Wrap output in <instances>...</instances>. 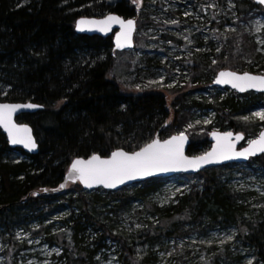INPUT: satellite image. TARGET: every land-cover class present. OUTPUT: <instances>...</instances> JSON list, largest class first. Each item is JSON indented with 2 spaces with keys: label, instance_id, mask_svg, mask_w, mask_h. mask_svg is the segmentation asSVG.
I'll return each instance as SVG.
<instances>
[{
  "label": "trees",
  "instance_id": "16d2710c",
  "mask_svg": "<svg viewBox=\"0 0 264 264\" xmlns=\"http://www.w3.org/2000/svg\"><path fill=\"white\" fill-rule=\"evenodd\" d=\"M237 6L243 15L256 8L248 0H239ZM109 13L123 18L135 14L125 1L110 5L101 0H0V102H30L41 106L35 113L16 119L17 123L31 127L38 144L36 155L9 147L0 131V231L7 234V243L12 244L13 228L37 220L39 232L46 231L43 220L69 207L72 219L69 231L61 234V238H49L61 248V258L66 264H91L94 249L90 250L89 246L92 245L87 242L84 247L80 243L85 228L90 225L99 230L94 232L99 234L98 243L109 238L119 244L123 253L121 264H149L147 256H135L136 246L151 247V240L159 236L183 235V231L168 226L159 232L135 231L131 238L111 231L109 219L103 217L101 221L102 215L95 211L108 205L111 196L126 197L125 192L140 186L141 190H132L138 197L167 178L148 179L116 192L84 191L75 184L65 194L34 195L41 189L57 187L76 158L93 154L108 157L117 149L134 152L161 135L176 134L187 120L188 111L196 105L188 104L184 95L176 97L171 104L173 116L169 124L170 113L164 96L125 92L110 77L115 62L111 37L87 36L74 30V23L80 17L100 18ZM216 68L237 69L228 61L219 62ZM237 97L243 101L230 98L218 105L225 120L250 111L256 98L262 95L252 97L245 93ZM228 124L236 131L242 130L238 122L230 119ZM193 136L192 133L190 137ZM194 141L187 149L188 155L198 150L197 140ZM207 144L204 137L199 146ZM15 151L23 153L25 159L10 160V154ZM251 160L264 165V155ZM219 168L195 174L204 179L202 191L181 198L175 215L169 214L166 221L175 226L183 215L195 219L202 210L210 214L211 220H227L236 224L237 239L252 252L253 264H264V210L243 213L236 204L237 196L221 185ZM99 191L104 195L100 196ZM69 194H75L76 198H66ZM76 208L79 213L74 215Z\"/></svg>",
  "mask_w": 264,
  "mask_h": 264
},
{
  "label": "rangeland",
  "instance_id": "374dc122",
  "mask_svg": "<svg viewBox=\"0 0 264 264\" xmlns=\"http://www.w3.org/2000/svg\"><path fill=\"white\" fill-rule=\"evenodd\" d=\"M101 1L110 5L125 1L135 12L132 17L136 21L133 49L115 52L110 77L119 82L125 92H152L164 96L170 113L169 124L173 116L171 104L176 97L184 95L188 104H196L188 111L185 123L174 133L186 134L191 144L197 140L195 147L198 150L190 156L203 155L209 150V141L207 145L199 146V143L204 137L208 140L211 132L241 133L244 138L239 148L258 138L264 130V121L254 113L264 112V94H261L262 98H256L250 111L230 118L238 122L242 130L244 128V131H236L229 126L230 119L225 120L220 115L218 105L230 98L243 101L237 95L245 93L215 87L213 82L217 72L224 70L215 69L221 61L234 63L236 73L264 75L263 7L256 5L243 15L237 6L239 0ZM207 63L209 65L205 68ZM250 68L259 72L254 73ZM152 81L162 83H150ZM247 94L253 97L259 93ZM192 133L195 136L191 138ZM170 136L161 135L159 138L164 140ZM9 159L22 161L25 155L15 151ZM250 160L221 166L218 171L221 185L237 196L236 204L243 213L264 210V165ZM203 185L204 179L195 174L175 175L138 197L132 190H141L140 186L125 192L126 197L111 196L107 202L111 207L106 205L95 211L102 215L99 216L101 221L103 217L109 219L111 231L129 237L135 231L159 232L168 226L183 231V235L178 237H156L151 240V247L136 246L135 256H147L149 264H253L252 252L237 239L236 224L222 219L211 220L210 214L204 210L195 219L191 215H183L175 226L167 223V216L175 215L180 199L193 191L201 192ZM99 192L100 196L104 195ZM70 196L76 198L75 194L66 198ZM68 208L43 220L46 231L39 232L37 220L13 228L12 244L7 243V234L0 231V264H66L61 258V248L49 238H61V234L69 231L72 219ZM73 213L78 214L79 209H74ZM84 231L80 243L84 247L87 242L92 245L89 246L90 250L94 249L91 264H121L123 253L116 241L105 238L98 243L99 234L94 232L99 230L93 225Z\"/></svg>",
  "mask_w": 264,
  "mask_h": 264
},
{
  "label": "snow or ice",
  "instance_id": "6c2138e0",
  "mask_svg": "<svg viewBox=\"0 0 264 264\" xmlns=\"http://www.w3.org/2000/svg\"><path fill=\"white\" fill-rule=\"evenodd\" d=\"M134 2H138V0H134ZM256 2L264 5V0H256ZM112 23L120 25V32L116 34V48L131 47L132 34L135 31L133 20L125 22L116 16H108L101 21H85L82 19L78 22L77 29L84 31V26L87 24L95 25L97 30L101 32H107L111 29ZM213 63H216V61H213ZM214 82L216 84H231L233 88L240 92L250 88L264 92V76H253L248 73L237 75L232 71H220ZM150 83H162V81H152ZM171 86L168 85V87ZM37 107L40 106L32 103H0V127H3L8 133L12 144H22L30 150L36 147L31 136V129L15 124L13 114L20 109H35ZM254 115L264 121V112H257ZM212 136L216 140L212 151L199 157L189 159L184 155V144L187 137L180 133L163 142L158 138L154 139L141 147L139 151L132 153L116 150L107 159H102L97 154H93L87 160L76 159L71 164L69 177L74 181L79 180L86 188L102 185L104 188L113 189L126 181L152 176L158 172L198 170L204 164L218 163L234 158L248 159L258 153H264V132L260 134L258 139L249 141L248 147L239 152L236 151L232 132H226L223 135L213 132ZM243 138V135L235 136L236 141ZM60 187L63 188L64 185Z\"/></svg>",
  "mask_w": 264,
  "mask_h": 264
},
{
  "label": "water",
  "instance_id": "95a60500",
  "mask_svg": "<svg viewBox=\"0 0 264 264\" xmlns=\"http://www.w3.org/2000/svg\"><path fill=\"white\" fill-rule=\"evenodd\" d=\"M250 1H252L255 5H259V6H261V7L264 8V5L257 3L256 0H250ZM108 16H116V17H119L120 19L124 20L125 22H127L128 20H133L135 22V30H136V21L133 18H123V17L118 16L117 14H114V13H109V14L103 16V17H100V18L80 17L74 23V30H75V32L77 34H82V35H87V36H98V37H102V38L111 37V39H112V46H113L112 48H113V51L114 52H123V51H128V50L133 49V46H134V40H133V38H134L135 31L132 34V46L131 47H126V48H123V49H117L116 48V34L118 32H120V25L118 23H112L111 24V29L109 31H107V32H101V31L97 30V28H96L95 25H87V24L84 26L85 27V30L84 31H79L77 29L78 22L80 20H82V19L85 20V21H101V20H105ZM89 29H91V30H89ZM220 71H231V70H228V69L219 70L217 72V74H216L215 79L218 77ZM232 72H234V71H232ZM236 74L237 75H243L244 73L243 74L242 73L241 74L240 73H236ZM248 74L249 75H253V76H264V75H255V74H252V73H248ZM215 79H214V81H215ZM213 86L219 87V88H226L227 87V88L232 89V90H235L237 93H241V94L242 93H247V92H254V93L264 94V92L257 91L255 89H251V88L245 90L244 92H240L237 89L233 88L231 86V84H216L215 82H213ZM0 103H7V104H27V103H30V102H27V103L0 102ZM39 109H41V106L40 107H37L35 109H20V110H18L16 113L13 114V122L15 124H17V125L26 126L29 129H31V127L28 124L17 123L16 119L18 117H20L21 115H24V114H32V113H35ZM0 131L5 135L9 147H11V148H18V149H20L21 151H23L24 153H26L28 155H36L38 153V144L36 142V139H35V136L33 134L32 129H31V136H32L33 141L35 142L36 147L34 149H31V150L29 148H25L22 144H12L11 141H10V139H9V137H8V133L4 130L3 127H0ZM215 132L218 133V134H220V135H223L224 133H226V132H217V131H215ZM262 132H264V130L261 131L260 134ZM212 133L213 132H211L208 135V141L210 142V148H209V150L207 152H211L212 149H213V147L216 144V140L213 138ZM260 134L258 135V138H259ZM177 135H179V134H177ZM184 135L187 137V140H186V142L184 144V155L186 157H188L189 159L202 156V155L190 156V155L187 154V149H188V146L190 145V139L188 138V136L186 134H184ZM236 135H242V134L241 133H233V141H234V143L236 145V151H238V152L239 151H243L244 148H247L248 147V144L249 143L247 145L243 146L242 148H239V145L243 141V139L242 140H239V141H236L235 140V136ZM172 136H175V135H172ZM172 136H170L167 139H170ZM258 138H256V139H258ZM155 139H157V138H155ZM167 139H165V140H167ZM163 141L164 140H161V142H163ZM117 150H122V149H117ZM139 150H137V151H139ZM128 153H132V152H128ZM261 155H264V153H258L257 155L252 156V157H249L248 159L234 158V159H231V160L221 161V162H218V163L204 164L198 170L189 169L187 171H175V172H166V173H159L158 172V173H156V174H154L152 176H147V177L138 178V179L131 180V181H126L124 184L118 185L116 188H113V189L104 188L102 185H94L91 188H86L82 183L79 182V180H75L74 181L73 179H71L69 177V172H70V169H71L72 162L75 161L76 159H84V160H87V159H89L92 156V155H90L87 158H76V159L72 160L71 163L69 164V166H68L65 174H64V178H63L62 182L57 187H55V188H44V189H41L40 191H36L34 193V195L36 196V195H40V194H42V195H59V194H65L68 191L69 187L71 185H75V184L80 185L84 191H93L95 189H103L105 191L116 192V191L120 190L121 188L130 186V185H132L134 183L143 182V181L148 180V179H152V178H168V177H172V176H175V175H181V174H184V175H194V174H197L199 172H202V171H204L206 169H210V168L221 167V166L228 165V164L246 163V162L249 161V159L257 158V157H260ZM110 156H111V154L108 157H101V158L102 159H107V158H110ZM61 185H64V187L61 188L60 187ZM45 189H47V191H45Z\"/></svg>",
  "mask_w": 264,
  "mask_h": 264
}]
</instances>
